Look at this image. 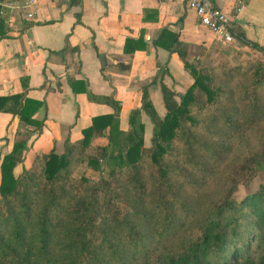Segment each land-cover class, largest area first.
I'll use <instances>...</instances> for the list:
<instances>
[{"label":"trees","instance_id":"16d2710c","mask_svg":"<svg viewBox=\"0 0 264 264\" xmlns=\"http://www.w3.org/2000/svg\"><path fill=\"white\" fill-rule=\"evenodd\" d=\"M174 34L162 29L160 40L169 37L191 82L179 92L157 79L162 116L142 87L121 132L118 105L103 95L112 112L93 116L59 153L36 148L16 172L29 132L19 127L41 122L25 113L22 92L0 95V110L20 119L0 159V264H264V182L235 195L264 174V46L235 31L252 61L223 55L197 67L172 46ZM144 45L125 37L122 50ZM104 130L105 142L92 143ZM81 163L98 176L75 175Z\"/></svg>","mask_w":264,"mask_h":264},{"label":"crops","instance_id":"0c3cea01","mask_svg":"<svg viewBox=\"0 0 264 264\" xmlns=\"http://www.w3.org/2000/svg\"><path fill=\"white\" fill-rule=\"evenodd\" d=\"M24 1L0 0L4 25L0 95L22 92L28 99L25 113L41 122L39 127H19L29 132L15 172L30 164L36 148L59 153L64 139L79 138L93 116L112 112L113 105L100 99L103 95L116 101L112 121L123 132L142 87L154 109L152 94L162 103L160 76L174 90L183 91L191 76L176 51L169 50V37L160 40L162 29L175 33L172 46L177 42L188 60L213 44L212 33L198 22L186 0H36L29 18L21 7ZM216 4L235 31L264 46V0H216ZM138 36L144 48L124 52L125 37ZM34 101H38L35 108ZM162 109L160 113L155 109L159 116L165 111L163 103ZM139 118L147 143L151 122L142 109ZM19 121L17 112L0 110V159L10 150ZM105 134L106 130L92 143H104Z\"/></svg>","mask_w":264,"mask_h":264},{"label":"rangeland","instance_id":"374dc122","mask_svg":"<svg viewBox=\"0 0 264 264\" xmlns=\"http://www.w3.org/2000/svg\"><path fill=\"white\" fill-rule=\"evenodd\" d=\"M223 55H229L233 60H240L241 62H250L253 60V54L250 48L247 45H239L236 43V40H233L229 43H221L213 39V44L211 49L205 51L195 52L192 58V61L197 67L203 66L207 63L220 62ZM197 56V57H196ZM190 59V58H189ZM188 73V72H187ZM180 80L183 81L184 78L180 77ZM155 102V109L160 113L162 109V103L158 102L155 98V95L152 94ZM148 123H146V129L148 132ZM75 175L83 174L84 176L95 179L98 176V170L92 169L84 163H81L76 166L74 169ZM264 182V174H258L250 180L247 185L239 186L235 192L236 197H241L245 193L252 192L257 189L260 183Z\"/></svg>","mask_w":264,"mask_h":264},{"label":"built area","instance_id":"2783aa9c","mask_svg":"<svg viewBox=\"0 0 264 264\" xmlns=\"http://www.w3.org/2000/svg\"><path fill=\"white\" fill-rule=\"evenodd\" d=\"M36 0H25L21 7L26 17H32V6ZM198 22L207 28L213 35V39L221 43H229L235 40V30L232 27L229 16L218 8L216 0H186Z\"/></svg>","mask_w":264,"mask_h":264},{"label":"water","instance_id":"95a60500","mask_svg":"<svg viewBox=\"0 0 264 264\" xmlns=\"http://www.w3.org/2000/svg\"><path fill=\"white\" fill-rule=\"evenodd\" d=\"M100 58H102V57H100Z\"/></svg>","mask_w":264,"mask_h":264}]
</instances>
